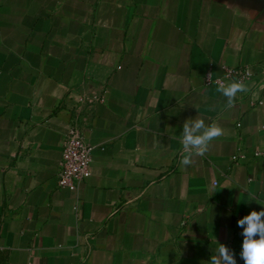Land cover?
Here are the masks:
<instances>
[{
  "label": "crops",
  "instance_id": "1",
  "mask_svg": "<svg viewBox=\"0 0 264 264\" xmlns=\"http://www.w3.org/2000/svg\"><path fill=\"white\" fill-rule=\"evenodd\" d=\"M210 64L254 69L231 106L204 84ZM104 90L82 118L91 175L61 189L73 109ZM188 118L223 134L185 166ZM257 149L264 0H0V264H209L221 244L243 264Z\"/></svg>",
  "mask_w": 264,
  "mask_h": 264
},
{
  "label": "built area",
  "instance_id": "2",
  "mask_svg": "<svg viewBox=\"0 0 264 264\" xmlns=\"http://www.w3.org/2000/svg\"><path fill=\"white\" fill-rule=\"evenodd\" d=\"M221 73L215 74L210 64L205 69L203 82L205 85H224L231 81L246 82L255 76L254 69L250 65L229 66L220 65ZM106 97V91L101 95H94L88 99H81L73 109V114L67 130L61 137V156L58 164L57 186L61 189L76 192L80 185L91 175L92 149L82 132V118L90 111L97 102H102ZM262 103L261 101L258 102ZM238 125H240L238 123ZM255 157L264 155V152L257 149L253 152ZM246 155L241 150L236 151L231 161L240 163ZM251 180V178H249Z\"/></svg>",
  "mask_w": 264,
  "mask_h": 264
},
{
  "label": "clouds",
  "instance_id": "3",
  "mask_svg": "<svg viewBox=\"0 0 264 264\" xmlns=\"http://www.w3.org/2000/svg\"><path fill=\"white\" fill-rule=\"evenodd\" d=\"M217 91L227 98V104L231 106L237 93L246 92L247 87L242 82L231 81L221 85ZM179 134L183 148L181 163L187 166L192 163L193 155L203 156L209 143L221 136L223 130L216 124H207L204 118H188ZM236 223L242 232L239 257L243 264H264V207L250 211ZM209 264H237L236 254L221 244L218 255L211 256Z\"/></svg>",
  "mask_w": 264,
  "mask_h": 264
}]
</instances>
